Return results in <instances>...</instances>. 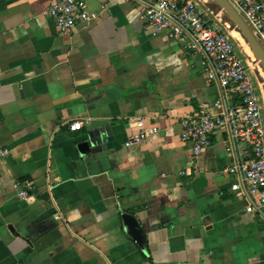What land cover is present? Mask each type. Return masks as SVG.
Returning a JSON list of instances; mask_svg holds the SVG:
<instances>
[{"label":"crops","instance_id":"crops-1","mask_svg":"<svg viewBox=\"0 0 264 264\" xmlns=\"http://www.w3.org/2000/svg\"><path fill=\"white\" fill-rule=\"evenodd\" d=\"M84 1L92 18L62 34L50 0H0V264H264V211L230 189L226 134L198 156L179 139L219 91L186 38L145 25L150 0Z\"/></svg>","mask_w":264,"mask_h":264},{"label":"built area","instance_id":"built-area-1","mask_svg":"<svg viewBox=\"0 0 264 264\" xmlns=\"http://www.w3.org/2000/svg\"><path fill=\"white\" fill-rule=\"evenodd\" d=\"M229 1L264 48V0ZM46 12L62 34L93 16L84 0H50ZM139 12L145 25L155 32H165L171 39L186 38V48L198 57L206 79L219 87L216 99L200 103L178 120L180 141L189 144L191 154L198 156L209 147L211 134L224 132L230 156L224 171L232 177L230 189L243 200L247 214L263 215L264 113L258 88L249 75V62L226 32L229 24L221 17L209 18L195 0H150L141 3ZM81 126L79 120L68 123L71 131ZM145 137L144 132L132 135L127 144ZM6 153L7 149L0 145V156ZM16 186L21 197L32 189L28 180Z\"/></svg>","mask_w":264,"mask_h":264},{"label":"water","instance_id":"water-1","mask_svg":"<svg viewBox=\"0 0 264 264\" xmlns=\"http://www.w3.org/2000/svg\"><path fill=\"white\" fill-rule=\"evenodd\" d=\"M208 8L218 7L223 14L222 20L229 24L231 29L239 31L244 41L248 45L254 60H256L258 66L264 73V48L254 35L251 27L246 20L238 13L229 0H211L207 4Z\"/></svg>","mask_w":264,"mask_h":264},{"label":"rangeland","instance_id":"rangeland-1","mask_svg":"<svg viewBox=\"0 0 264 264\" xmlns=\"http://www.w3.org/2000/svg\"><path fill=\"white\" fill-rule=\"evenodd\" d=\"M197 2H198V4H199V6L201 7V9H203V10H205L207 7L205 6V3L206 2H211V0H196ZM213 10H214V12H213V14H215L217 17H221L222 16V14H223V11H221L218 7H214L213 8ZM218 12H219V14H218ZM215 18V17H214ZM239 48H240V50L243 52V53H245V54H247V52H246V50L244 49V46H242V44L241 45H239L238 46ZM248 55V54H247ZM256 61H253L252 63H251V70L253 71V75L256 77V79H257V81H258V85H259V88H260V94L261 95H263V97H264V80H263V78H261V75L262 76H264V73L262 74L261 72H260V74H259V72L257 71V66H256V63H255ZM255 63V64H254ZM260 68V67H259ZM261 69V68H260ZM262 71V70H261Z\"/></svg>","mask_w":264,"mask_h":264},{"label":"bare ground","instance_id":"bare-ground-1","mask_svg":"<svg viewBox=\"0 0 264 264\" xmlns=\"http://www.w3.org/2000/svg\"><path fill=\"white\" fill-rule=\"evenodd\" d=\"M231 35L234 37V38H236L239 42H240V44H242V46H244V49L246 50V52H247V54H248V56L250 57V59L252 60V61H254V57H253V55H252V52L250 51V49H249V47H248V45L246 44V42L244 41V39H243V37L241 36V34L239 33V31L238 30H236V29H232L231 30ZM255 64V63H254ZM258 67V66H257ZM258 69H259V71L263 74V72L261 71V69L258 67ZM258 71V72H259ZM260 74V73H259Z\"/></svg>","mask_w":264,"mask_h":264}]
</instances>
